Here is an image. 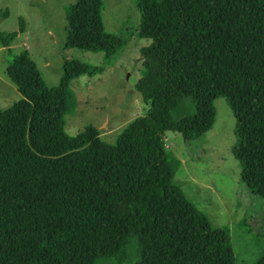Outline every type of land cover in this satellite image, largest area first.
I'll return each instance as SVG.
<instances>
[{"label":"trees","instance_id":"trees-1","mask_svg":"<svg viewBox=\"0 0 264 264\" xmlns=\"http://www.w3.org/2000/svg\"><path fill=\"white\" fill-rule=\"evenodd\" d=\"M149 103L113 147L99 130L65 132L77 105L69 83L101 66L64 60L57 86L27 52L6 75L20 99L0 109V264H232L228 241L174 183L179 162L164 142L199 141L223 97L234 120L231 153L241 184L264 199V0H135ZM102 0L65 6L66 48L116 55L126 36L104 30ZM0 30L9 47L19 32ZM94 142V143H93ZM93 143V146L90 144ZM252 264H264L262 253Z\"/></svg>","mask_w":264,"mask_h":264},{"label":"rangeland","instance_id":"rangeland-1","mask_svg":"<svg viewBox=\"0 0 264 264\" xmlns=\"http://www.w3.org/2000/svg\"><path fill=\"white\" fill-rule=\"evenodd\" d=\"M75 1L0 0V30L17 31L20 19L24 23V31L9 47L0 45V109L21 97L5 70L25 51L49 87L58 85L64 60L101 66V74H81L69 83L77 105L64 130L76 135L92 125L99 130L97 142L113 147L122 128L149 107L136 83L143 72L141 48L150 39L136 35L141 14L135 0H102L105 32L125 35V45L109 59L102 52L66 48L65 6ZM214 107L213 126L199 141L186 144L178 132L164 133L166 148L179 162L173 167V180L204 214V225L228 241L232 264H252L264 253V199L251 196L241 184L240 165L231 153L235 120L225 99L216 98Z\"/></svg>","mask_w":264,"mask_h":264}]
</instances>
